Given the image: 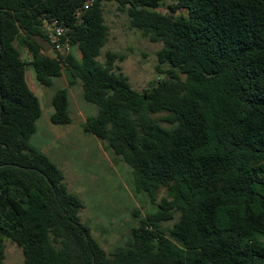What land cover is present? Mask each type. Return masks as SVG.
<instances>
[{"label": "trees", "instance_id": "16d2710c", "mask_svg": "<svg viewBox=\"0 0 264 264\" xmlns=\"http://www.w3.org/2000/svg\"><path fill=\"white\" fill-rule=\"evenodd\" d=\"M86 1L0 0V264L8 240L25 264H264V0H171L169 13L167 0H95L80 19ZM106 2L164 44L166 77L144 92L117 66L125 55L99 60ZM48 19L70 29V51L46 54ZM30 68L44 87L65 73L81 84L99 108L86 131L130 165L139 193L156 204L166 191L112 253L83 223L64 171L32 144L43 109ZM54 107L53 124L71 125L68 89Z\"/></svg>", "mask_w": 264, "mask_h": 264}, {"label": "rangeland", "instance_id": "374dc122", "mask_svg": "<svg viewBox=\"0 0 264 264\" xmlns=\"http://www.w3.org/2000/svg\"><path fill=\"white\" fill-rule=\"evenodd\" d=\"M169 5L171 0L165 2L161 11L169 13ZM104 6L111 36L99 60L105 64L109 51L125 55V61L118 60L117 66L130 77L134 89L140 92L150 89L153 82L166 77L158 69V54L164 44L153 43L144 38L140 31L131 29L128 14L122 12L117 3L106 2ZM180 13L182 11L178 10ZM43 45L47 55L56 56L50 42L43 41ZM22 52L26 59L30 58L27 50L22 48ZM76 54L81 56L79 52ZM167 69V65L162 66L163 71ZM28 81L41 99L43 109V116L38 121V133L33 137L32 144L64 171L70 191L79 195L85 203L82 221L91 228L101 245L109 253L127 245L142 220L158 210L166 191L159 194L156 204L147 194L139 193L130 165L109 149L106 143L86 131L88 118L96 116L99 108L85 100L81 84L72 86L70 76L65 73L55 79L54 86L44 87L38 82L32 68L28 71ZM62 89H68L70 94L73 122L67 126L54 125L51 119L55 113L54 97ZM163 116L153 117L161 119ZM163 125L170 127L167 123ZM178 217L179 213L176 220ZM175 221L165 223V226L172 227ZM4 264H25L23 250L10 240L7 241Z\"/></svg>", "mask_w": 264, "mask_h": 264}, {"label": "built area", "instance_id": "2783aa9c", "mask_svg": "<svg viewBox=\"0 0 264 264\" xmlns=\"http://www.w3.org/2000/svg\"><path fill=\"white\" fill-rule=\"evenodd\" d=\"M95 0H87L86 5L79 11L78 17L83 18L84 14L94 6ZM44 32L48 35L50 43L57 50L63 52L64 50L70 51L68 43V33L70 29L58 20H46L44 22Z\"/></svg>", "mask_w": 264, "mask_h": 264}, {"label": "water", "instance_id": "95a60500", "mask_svg": "<svg viewBox=\"0 0 264 264\" xmlns=\"http://www.w3.org/2000/svg\"><path fill=\"white\" fill-rule=\"evenodd\" d=\"M2 28H1V24H0V41H1V39H2ZM0 52H2V50H0ZM0 71H1V65H0Z\"/></svg>", "mask_w": 264, "mask_h": 264}, {"label": "crops", "instance_id": "0c3cea01", "mask_svg": "<svg viewBox=\"0 0 264 264\" xmlns=\"http://www.w3.org/2000/svg\"><path fill=\"white\" fill-rule=\"evenodd\" d=\"M6 262V261H5Z\"/></svg>", "mask_w": 264, "mask_h": 264}]
</instances>
